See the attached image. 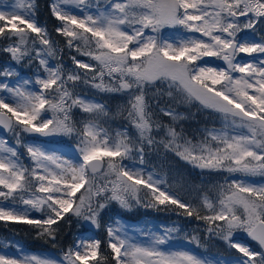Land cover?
Returning a JSON list of instances; mask_svg holds the SVG:
<instances>
[{"label": "snow or ice", "instance_id": "snow-or-ice-1", "mask_svg": "<svg viewBox=\"0 0 264 264\" xmlns=\"http://www.w3.org/2000/svg\"><path fill=\"white\" fill-rule=\"evenodd\" d=\"M38 8L0 0V223L54 248L72 218L105 237L58 256L0 241V264H264V0H50L55 35ZM201 112L212 126L185 127ZM113 206L203 227L129 225ZM201 231L236 255L208 254Z\"/></svg>", "mask_w": 264, "mask_h": 264}, {"label": "trees", "instance_id": "trees-1", "mask_svg": "<svg viewBox=\"0 0 264 264\" xmlns=\"http://www.w3.org/2000/svg\"><path fill=\"white\" fill-rule=\"evenodd\" d=\"M39 8H38V20L42 25H46L50 32H53L54 27L57 25V21H55L48 9V4L50 0H37ZM53 35L54 32H53ZM5 57L0 56V64H3ZM66 63H70L65 58ZM119 211H122L119 209ZM123 219L131 223H138L141 221H162L164 223L171 224L172 222H178L181 224L184 229L188 232H191L193 229L202 228L203 225L195 220H188L184 217H177L171 213L164 212H155L153 210H145L142 208L134 209L132 212H123ZM76 233V219L72 218V223L70 225L65 224L62 232V237L60 243L57 247H53L50 242H46L43 239H39L36 237L34 231L29 230L26 225H12L10 227H6L3 223H0V238L4 239H14L19 242L25 249L31 252H48L51 255H60V249L66 248L69 244L73 243L75 240ZM201 243L207 245L208 254L225 256V257H233L236 255L234 249H230L225 245L222 241L218 239L205 240L204 233L201 231ZM99 239H104L103 235L98 237ZM248 240V239H246ZM251 243V242H248ZM194 250L198 252L202 251L201 249L195 248L194 245H190Z\"/></svg>", "mask_w": 264, "mask_h": 264}, {"label": "rangeland", "instance_id": "rangeland-1", "mask_svg": "<svg viewBox=\"0 0 264 264\" xmlns=\"http://www.w3.org/2000/svg\"><path fill=\"white\" fill-rule=\"evenodd\" d=\"M165 31L166 32H170V31H173V30L166 29ZM206 59L209 61L210 65H213V66L221 65L222 66V62L216 60L215 58H206ZM180 110L181 111H184L185 109L181 108ZM195 111H196V109L193 108L192 109V112H195ZM214 119H215L214 117L213 118H209L206 112H201V113H199V114L196 115L194 121L190 120V121L186 122L185 123V127H187V128H194V127H196L197 126L196 121H198L199 122V125H201V126H203L205 124H207L208 126H212V123H213V120ZM217 126H219L218 125V122H217ZM57 139L62 140L64 147H68V146H70V145L73 144V142L71 140H69L68 138H57ZM21 151H23V150H21ZM152 163L153 164H159L160 161L156 160L155 157H153ZM169 164L171 165V168H172V170L174 172H176V173L184 176L187 180H189L190 182H192L194 184H197V185L200 184L202 182V180L205 183H207L209 181H213V180L217 179V177H215L214 175L210 176L207 173L203 177H201L200 176V173H199V170L193 169V168H191V166L185 164V162L180 161L178 159H173L172 157H169L168 158V161L164 162V168H165L166 171L169 168ZM157 170H159V168ZM170 175H171V173H170ZM110 214L111 215H116V214H119L120 215V214H122V211H119V208L117 206H113L112 209H111ZM120 216L122 217V215H120ZM123 220L125 222H127L129 225H140V226H144V225L152 226V225H165V224H168V223H164V222L159 221V220H157V221H141V222H138V223H131V222L126 221L125 219H123ZM84 234L92 235V236H95L96 238L100 237V235H103L105 237V232H104L103 228L100 229V230H94V229H91V228H88V227H82L76 221L75 239L77 237L81 236V235H84ZM234 239L236 241L242 242V243H248V242H250L249 240H246L248 238L243 233L236 234V236L234 237ZM4 240H11V241L17 242L14 239H4V238H0V241H4ZM185 247L192 248L189 245H185ZM25 250L27 252L36 253V254H50L48 252H31V251H28L27 249H25ZM195 251H197V250H195ZM9 252H11V253L14 254L15 253V249H9ZM210 255H213V254H210ZM214 256H218V255H214ZM221 257L229 258V259L231 258V257H225V256H221Z\"/></svg>", "mask_w": 264, "mask_h": 264}]
</instances>
